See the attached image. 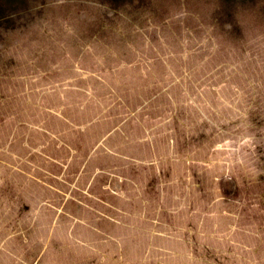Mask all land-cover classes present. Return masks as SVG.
I'll return each mask as SVG.
<instances>
[{
	"label": "rangeland",
	"instance_id": "374dc122",
	"mask_svg": "<svg viewBox=\"0 0 264 264\" xmlns=\"http://www.w3.org/2000/svg\"><path fill=\"white\" fill-rule=\"evenodd\" d=\"M0 264H264V0H0Z\"/></svg>",
	"mask_w": 264,
	"mask_h": 264
}]
</instances>
